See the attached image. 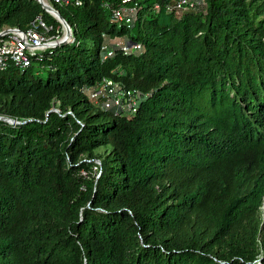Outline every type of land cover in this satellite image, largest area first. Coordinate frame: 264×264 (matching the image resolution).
<instances>
[{"label": "trees", "instance_id": "1", "mask_svg": "<svg viewBox=\"0 0 264 264\" xmlns=\"http://www.w3.org/2000/svg\"><path fill=\"white\" fill-rule=\"evenodd\" d=\"M74 1L47 0L71 42L0 72V264H264V0H145L118 28ZM38 19L60 26L0 0V32ZM105 36L142 50L105 60ZM106 78L135 115L89 100Z\"/></svg>", "mask_w": 264, "mask_h": 264}, {"label": "built area", "instance_id": "2", "mask_svg": "<svg viewBox=\"0 0 264 264\" xmlns=\"http://www.w3.org/2000/svg\"><path fill=\"white\" fill-rule=\"evenodd\" d=\"M42 7L48 6L54 9L47 0H36ZM145 0H103V8L110 11L112 19L117 24L130 27L135 20L139 2ZM59 7H66L72 4L73 0H53ZM114 2L116 6H114ZM76 7L81 6L79 0L74 1ZM203 5L201 0H178L174 7H167V10L186 11L196 10ZM55 10V9H54ZM159 10V5L154 6V11ZM56 11V10H55ZM49 14V13H48ZM54 19L56 16L50 14ZM59 23V22H58ZM60 32L62 37L60 38ZM50 33H53L50 37ZM73 40V32L69 25H63L53 29L38 19L32 28L25 31L19 29H8L0 32V72H5L10 67L27 69L31 67L32 58L39 57L48 49ZM123 54L139 52L140 45L119 44ZM104 59L114 56V50L104 46ZM89 100L99 109L113 112L115 115L133 116L136 114L139 103L142 99L139 92L126 89L120 83L112 79H103L95 87L86 91Z\"/></svg>", "mask_w": 264, "mask_h": 264}, {"label": "rangeland", "instance_id": "3", "mask_svg": "<svg viewBox=\"0 0 264 264\" xmlns=\"http://www.w3.org/2000/svg\"><path fill=\"white\" fill-rule=\"evenodd\" d=\"M152 9L151 10H149L148 12H147V14L148 15H150V14H152ZM59 25H60V23H59ZM120 26V24L119 23H117V28ZM9 28H3L2 29V31L3 30H8ZM56 34V33H55ZM55 34H53V35H55ZM52 35H50V37H51ZM63 35H62V33L60 32V38L62 37ZM105 46L106 47H108V49H110V50H115L116 49V47H117V45H119V44H123V43H125V39H120V38H118V37H116V36H105ZM58 105H54V107H53V111H55V112H59L58 111ZM107 149H105V148H101V149H99L98 151H96V154H105L106 152H108V151H106ZM96 172V169H94L93 170V173H95Z\"/></svg>", "mask_w": 264, "mask_h": 264}, {"label": "water", "instance_id": "4", "mask_svg": "<svg viewBox=\"0 0 264 264\" xmlns=\"http://www.w3.org/2000/svg\"><path fill=\"white\" fill-rule=\"evenodd\" d=\"M45 9V11L49 14H54L56 16L55 20L63 25H67L64 20L61 18V16L59 15V13L57 11H55L54 9H52L51 7L48 6H44L43 7ZM2 119V118H1ZM5 121L12 123V124H16V122L9 120V119H4Z\"/></svg>", "mask_w": 264, "mask_h": 264}]
</instances>
